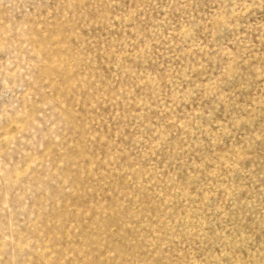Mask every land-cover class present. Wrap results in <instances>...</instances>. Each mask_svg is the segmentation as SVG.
<instances>
[{
  "label": "rangeland",
  "instance_id": "1",
  "mask_svg": "<svg viewBox=\"0 0 264 264\" xmlns=\"http://www.w3.org/2000/svg\"><path fill=\"white\" fill-rule=\"evenodd\" d=\"M0 264H264V0H0Z\"/></svg>",
  "mask_w": 264,
  "mask_h": 264
}]
</instances>
